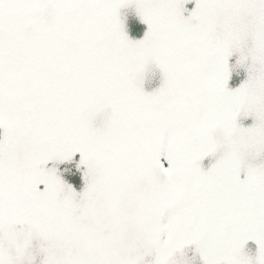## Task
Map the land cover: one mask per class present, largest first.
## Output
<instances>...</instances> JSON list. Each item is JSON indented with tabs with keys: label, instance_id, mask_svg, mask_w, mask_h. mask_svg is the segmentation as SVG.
<instances>
[{
	"label": "snow or ice",
	"instance_id": "obj_1",
	"mask_svg": "<svg viewBox=\"0 0 264 264\" xmlns=\"http://www.w3.org/2000/svg\"><path fill=\"white\" fill-rule=\"evenodd\" d=\"M0 264H264V0H0Z\"/></svg>",
	"mask_w": 264,
	"mask_h": 264
},
{
	"label": "flooded vegetation",
	"instance_id": "obj_2",
	"mask_svg": "<svg viewBox=\"0 0 264 264\" xmlns=\"http://www.w3.org/2000/svg\"><path fill=\"white\" fill-rule=\"evenodd\" d=\"M189 8L193 7L192 4L188 5ZM127 15L129 16V18H133V13L128 12ZM146 25L140 24V23H136L135 27L132 31V36L136 39L142 38L144 31H146ZM245 72L243 69H237L234 73H233V80L230 81V85L235 87L238 86V84L245 78ZM160 83V74L158 72V70L155 73V76L150 78L146 84H145V88L148 91L153 90L155 87H158ZM246 124L251 123L250 120L245 121ZM253 251L255 250V245L251 244Z\"/></svg>",
	"mask_w": 264,
	"mask_h": 264
},
{
	"label": "water",
	"instance_id": "obj_3",
	"mask_svg": "<svg viewBox=\"0 0 264 264\" xmlns=\"http://www.w3.org/2000/svg\"><path fill=\"white\" fill-rule=\"evenodd\" d=\"M252 243L249 244V247L252 249V246H251Z\"/></svg>",
	"mask_w": 264,
	"mask_h": 264
},
{
	"label": "rangeland",
	"instance_id": "obj_4",
	"mask_svg": "<svg viewBox=\"0 0 264 264\" xmlns=\"http://www.w3.org/2000/svg\"><path fill=\"white\" fill-rule=\"evenodd\" d=\"M231 86V85H230Z\"/></svg>",
	"mask_w": 264,
	"mask_h": 264
}]
</instances>
